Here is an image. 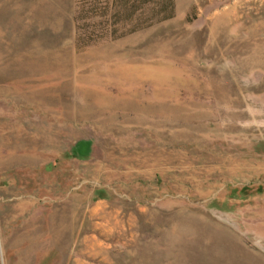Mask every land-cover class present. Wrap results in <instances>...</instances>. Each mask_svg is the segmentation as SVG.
I'll return each mask as SVG.
<instances>
[{
    "label": "rangeland",
    "instance_id": "obj_1",
    "mask_svg": "<svg viewBox=\"0 0 264 264\" xmlns=\"http://www.w3.org/2000/svg\"><path fill=\"white\" fill-rule=\"evenodd\" d=\"M0 264H264V0H0Z\"/></svg>",
    "mask_w": 264,
    "mask_h": 264
}]
</instances>
